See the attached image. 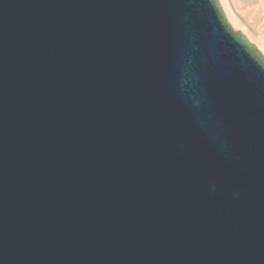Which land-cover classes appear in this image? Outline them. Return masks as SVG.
<instances>
[{
  "label": "water",
  "instance_id": "obj_1",
  "mask_svg": "<svg viewBox=\"0 0 264 264\" xmlns=\"http://www.w3.org/2000/svg\"><path fill=\"white\" fill-rule=\"evenodd\" d=\"M0 264H264V54L217 0H0Z\"/></svg>",
  "mask_w": 264,
  "mask_h": 264
},
{
  "label": "bare ground",
  "instance_id": "obj_2",
  "mask_svg": "<svg viewBox=\"0 0 264 264\" xmlns=\"http://www.w3.org/2000/svg\"><path fill=\"white\" fill-rule=\"evenodd\" d=\"M217 2L222 8L229 25L234 30H240L250 40V42H254L259 50L264 54V34L259 35V33L262 34L260 31L258 32V37H253L242 22V5L245 4L251 7V10L257 14L258 19L261 22L260 27L264 28V0H217ZM263 28L261 29L262 31Z\"/></svg>",
  "mask_w": 264,
  "mask_h": 264
},
{
  "label": "rangeland",
  "instance_id": "obj_3",
  "mask_svg": "<svg viewBox=\"0 0 264 264\" xmlns=\"http://www.w3.org/2000/svg\"><path fill=\"white\" fill-rule=\"evenodd\" d=\"M243 10H242V16H243V24L245 25V27L248 29V31L250 32V34H252L253 37H258V32H262L259 33V35H263L264 34V28L263 31L261 30L262 28L260 27V21L258 19L257 14L251 10V7L243 4L242 5ZM264 37V35H263Z\"/></svg>",
  "mask_w": 264,
  "mask_h": 264
}]
</instances>
